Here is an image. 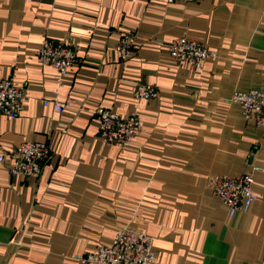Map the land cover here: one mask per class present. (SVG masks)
Here are the masks:
<instances>
[{"label":"crops","instance_id":"obj_1","mask_svg":"<svg viewBox=\"0 0 264 264\" xmlns=\"http://www.w3.org/2000/svg\"><path fill=\"white\" fill-rule=\"evenodd\" d=\"M183 36L215 53L200 72L167 51ZM123 39L135 46L126 57ZM46 40L74 50L59 87L35 54ZM0 79L25 96L15 119L0 115V151L25 141L49 151L38 178L0 164V264H63L123 227L152 238L154 264H264L262 202L229 217L210 187L258 167L264 196V126L225 102L264 89V0H0ZM135 83L156 97L135 100ZM56 89L70 101L62 112L41 103ZM98 105L140 116L128 148L102 143L80 111Z\"/></svg>","mask_w":264,"mask_h":264},{"label":"built area","instance_id":"obj_2","mask_svg":"<svg viewBox=\"0 0 264 264\" xmlns=\"http://www.w3.org/2000/svg\"><path fill=\"white\" fill-rule=\"evenodd\" d=\"M165 4L192 2L194 0H163ZM135 46L129 45L126 39L118 46V51L128 56ZM167 51L178 67H184L193 72H200L205 62L214 59L215 53L202 42L187 36L173 39L167 45ZM42 65L53 67V80L58 87L70 78V69L74 63V50L66 43L44 41L36 51ZM131 94L137 101L156 97L154 87L148 84L135 83L131 87ZM52 101L41 99L43 106L52 105L55 112H62L70 101H59L58 90L53 91ZM25 100L24 88L12 83L11 80L0 79V115L15 119ZM228 104L237 105L244 120L250 125L264 126V89H249L234 91L225 99ZM83 111L98 123L99 137L106 145L124 150L130 146V141L139 135L142 119L137 113L118 115L111 109L101 106H81ZM49 156L48 147L42 143L22 142L13 149L0 151V164L5 167L10 176L38 178L43 163ZM253 167L239 177L226 175L215 176L210 179L212 194L219 199L229 217L248 211L252 203L261 201L264 206V196H259L254 190L253 172L259 171ZM154 264L152 238L141 230L120 228L115 231L111 242L97 247L96 251L87 255H73L63 264Z\"/></svg>","mask_w":264,"mask_h":264}]
</instances>
